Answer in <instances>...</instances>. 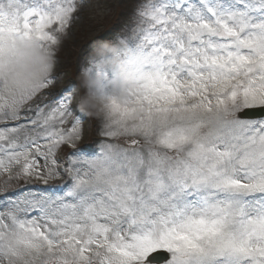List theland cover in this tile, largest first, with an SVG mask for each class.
Instances as JSON below:
<instances>
[{"label": "snow or ice", "instance_id": "1", "mask_svg": "<svg viewBox=\"0 0 264 264\" xmlns=\"http://www.w3.org/2000/svg\"><path fill=\"white\" fill-rule=\"evenodd\" d=\"M77 11L0 0V173L68 177L0 194V264H264V0H145L134 36L104 55L89 42L102 135L120 141L95 152L76 148L88 113L72 81L29 104ZM37 49L42 75L25 76Z\"/></svg>", "mask_w": 264, "mask_h": 264}, {"label": "rangeland", "instance_id": "2", "mask_svg": "<svg viewBox=\"0 0 264 264\" xmlns=\"http://www.w3.org/2000/svg\"><path fill=\"white\" fill-rule=\"evenodd\" d=\"M145 0H77L79 13L75 14L73 23L69 26L67 35L56 51V59L52 70L53 84L38 93L32 101V106L43 105L52 100L53 95L72 81L78 86L76 101L79 103L83 95L80 77L83 66L80 62L81 50L88 47L89 42L96 41L92 47L91 56H96L101 48H115L120 41L134 36L141 23L138 9ZM111 39H108V38ZM38 97V98H37ZM37 99V101H36ZM36 101V102H35ZM101 115H90L83 121V134L76 143V148L85 147L89 152H95L97 142L107 140L108 143L119 144L120 141L111 140L102 135ZM72 149L64 145L58 153V159L66 157ZM41 165L43 161L41 160ZM68 180L62 172L59 176L48 179L30 177L28 179H9L7 174L0 173V194L15 190H30L37 196L51 195V186L63 184Z\"/></svg>", "mask_w": 264, "mask_h": 264}, {"label": "clouds", "instance_id": "3", "mask_svg": "<svg viewBox=\"0 0 264 264\" xmlns=\"http://www.w3.org/2000/svg\"><path fill=\"white\" fill-rule=\"evenodd\" d=\"M110 48L104 47L101 48L97 55H104ZM46 58V54L41 50L34 51H25L24 58L22 60V65H27V68L21 67L18 69L23 75L29 76L31 74L42 75L39 73L37 69L31 67L34 61L44 60ZM81 87L83 88V95L80 97L79 103L80 107L83 111L87 112L90 115H102L101 107L102 100L92 94L89 89L96 84V81L93 77L88 75L87 73H82L80 77ZM9 84H12V80H9Z\"/></svg>", "mask_w": 264, "mask_h": 264}, {"label": "water", "instance_id": "4", "mask_svg": "<svg viewBox=\"0 0 264 264\" xmlns=\"http://www.w3.org/2000/svg\"><path fill=\"white\" fill-rule=\"evenodd\" d=\"M245 113H247V115H250V116H256V115H260L261 114L259 109L251 110V111H248V112H245Z\"/></svg>", "mask_w": 264, "mask_h": 264}, {"label": "bare ground", "instance_id": "5", "mask_svg": "<svg viewBox=\"0 0 264 264\" xmlns=\"http://www.w3.org/2000/svg\"><path fill=\"white\" fill-rule=\"evenodd\" d=\"M79 11H77V13H78Z\"/></svg>", "mask_w": 264, "mask_h": 264}]
</instances>
